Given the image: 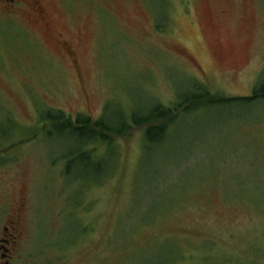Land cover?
Listing matches in <instances>:
<instances>
[{"label": "rangeland", "instance_id": "1", "mask_svg": "<svg viewBox=\"0 0 264 264\" xmlns=\"http://www.w3.org/2000/svg\"><path fill=\"white\" fill-rule=\"evenodd\" d=\"M43 5L34 28L0 22V203L27 194L30 264H264V101L182 114L155 150L144 128L89 143L94 169L78 161L69 173L85 148L46 118L120 124L193 86L251 97L264 84L255 4L234 0L212 28L227 0Z\"/></svg>", "mask_w": 264, "mask_h": 264}, {"label": "trees", "instance_id": "2", "mask_svg": "<svg viewBox=\"0 0 264 264\" xmlns=\"http://www.w3.org/2000/svg\"><path fill=\"white\" fill-rule=\"evenodd\" d=\"M261 101H264V84L257 88L251 97L241 98L216 96L204 88L193 86L192 92L182 95L179 102L172 108L155 104L145 113L134 111L126 117L123 116L120 124H113L112 119L105 114L95 121L84 116H79L73 120L59 110L52 111L46 118L60 124L62 130H68L70 136L80 141L81 146L85 148H80L76 153L78 156L69 161L67 167V173H69L71 166L78 161L84 162L86 169H94L89 162L94 149L88 148L89 143L100 142L113 147L116 146L118 138L130 135L135 129L144 128L145 140L151 149L155 150V148L166 143L171 134L174 133L182 114H190L207 107L237 103L250 106ZM95 171L98 172L96 169Z\"/></svg>", "mask_w": 264, "mask_h": 264}, {"label": "flooded vegetation", "instance_id": "3", "mask_svg": "<svg viewBox=\"0 0 264 264\" xmlns=\"http://www.w3.org/2000/svg\"><path fill=\"white\" fill-rule=\"evenodd\" d=\"M228 5L210 13L208 28L227 18L233 11L234 0H227ZM248 1V0H246ZM260 13L264 24V0H251ZM189 9V4H186ZM191 6V5H190ZM190 15V11L188 10ZM46 9L43 0H0V22L8 26L20 27L22 21L34 28L46 22ZM49 38H55L48 35ZM56 40L66 52L74 54L73 44L64 34L58 33ZM30 207L27 194L19 190L13 204L0 203V264H30L33 256L32 239L29 236ZM32 249V250H31Z\"/></svg>", "mask_w": 264, "mask_h": 264}]
</instances>
